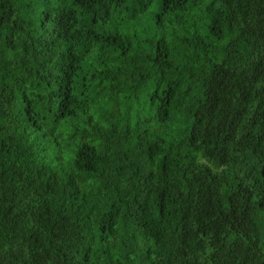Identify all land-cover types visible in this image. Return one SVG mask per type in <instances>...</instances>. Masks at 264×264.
Masks as SVG:
<instances>
[{"label":"trees","instance_id":"obj_1","mask_svg":"<svg viewBox=\"0 0 264 264\" xmlns=\"http://www.w3.org/2000/svg\"><path fill=\"white\" fill-rule=\"evenodd\" d=\"M0 264H264V0H0Z\"/></svg>","mask_w":264,"mask_h":264}]
</instances>
